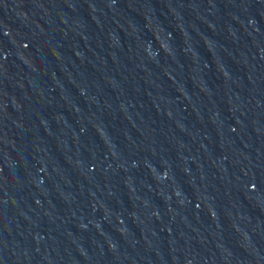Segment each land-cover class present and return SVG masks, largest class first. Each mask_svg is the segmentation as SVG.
Wrapping results in <instances>:
<instances>
[{
  "label": "water",
  "instance_id": "95a60500",
  "mask_svg": "<svg viewBox=\"0 0 264 264\" xmlns=\"http://www.w3.org/2000/svg\"><path fill=\"white\" fill-rule=\"evenodd\" d=\"M0 264H264V0H0Z\"/></svg>",
  "mask_w": 264,
  "mask_h": 264
}]
</instances>
